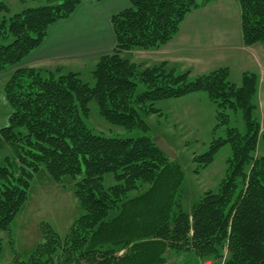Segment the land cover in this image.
Masks as SVG:
<instances>
[{"label":"trees","instance_id":"obj_1","mask_svg":"<svg viewBox=\"0 0 264 264\" xmlns=\"http://www.w3.org/2000/svg\"><path fill=\"white\" fill-rule=\"evenodd\" d=\"M82 1L45 0L11 14L0 0V12L6 13L0 16V72L20 64L44 42L50 26L70 18ZM210 1L129 0V7L111 18L116 46L96 63L93 85L62 67H21L11 74L4 90L12 112L0 129V147L20 150L15 168L0 166V231H11L42 170L58 184L75 179L83 209L65 236L44 223L43 241L15 264H166L169 252L216 264H264L258 75L244 73L238 86L228 68L193 76L165 62L146 67L124 55L159 49L189 12ZM238 1L245 45L264 47V0ZM197 92L208 94L216 127H227L228 135L214 139L194 160L206 168L226 143L232 154L218 188L185 211L178 200L183 169L156 145L146 117L161 112L160 100ZM92 101L108 122L144 134L124 138L94 132L86 124ZM108 174L115 183L106 187ZM145 185V191L129 197Z\"/></svg>","mask_w":264,"mask_h":264},{"label":"rangeland","instance_id":"obj_2","mask_svg":"<svg viewBox=\"0 0 264 264\" xmlns=\"http://www.w3.org/2000/svg\"><path fill=\"white\" fill-rule=\"evenodd\" d=\"M4 1L8 4L11 14L26 7L40 6L45 3V0ZM197 1L201 2L202 0ZM5 14L0 12V16ZM136 55L139 56L138 53ZM136 55H132L130 58L135 62L142 63L135 60ZM152 65L144 64L146 67ZM94 66L93 63H88L73 68L80 73L84 82L93 85L92 70ZM58 67L62 66L51 69L54 70ZM168 67L171 66L168 65ZM16 69L11 66L0 72V129L9 124L12 106L6 98L4 87ZM142 89H144V85L139 84V90ZM156 107L161 112L146 117V123L150 128V134L156 140L163 139L174 151L175 158L183 169L182 191L178 200H180L182 209L189 211L204 192L218 188L226 173L228 159L232 154L229 143L221 147L214 161L206 168L200 167L194 157L206 152L214 139L225 138L228 135L227 127H216V109L205 92L160 100L156 103ZM89 109L90 114L86 118V124L98 134L124 138H137L144 134L141 129L127 130L122 126L108 122L101 116L95 101L89 104ZM19 150L13 145H2L0 147V166L15 168L18 163ZM74 183L75 179L67 177L64 180V185L58 184L46 170H42L35 176L30 189V198L17 216L11 231H0V264H15L17 260H27L35 247L44 239L42 231L44 223L50 224L61 236L67 234L73 222L83 214V209L75 197ZM104 183L106 187L114 184L113 175H106ZM147 188L148 185H145L139 190L130 192L129 197H134ZM199 263L200 258L197 256L192 255L189 259L184 256L174 257L171 252L168 253L166 262V264Z\"/></svg>","mask_w":264,"mask_h":264},{"label":"crops","instance_id":"obj_3","mask_svg":"<svg viewBox=\"0 0 264 264\" xmlns=\"http://www.w3.org/2000/svg\"><path fill=\"white\" fill-rule=\"evenodd\" d=\"M129 5V0H83L70 18L52 24L44 42L13 68L62 66L78 72L73 67L96 65L101 56L111 53L116 46L112 16ZM241 16L238 0H211L189 12L174 38L159 49L132 50L124 55L138 53L135 60L139 62H165L180 71L191 70L193 76L228 68L230 80L238 86L244 73H256L264 134V47L261 43L245 45Z\"/></svg>","mask_w":264,"mask_h":264},{"label":"water","instance_id":"obj_4","mask_svg":"<svg viewBox=\"0 0 264 264\" xmlns=\"http://www.w3.org/2000/svg\"><path fill=\"white\" fill-rule=\"evenodd\" d=\"M155 143L161 150L167 153L172 159L175 158L174 151L166 144V142L163 139L156 140Z\"/></svg>","mask_w":264,"mask_h":264},{"label":"built area","instance_id":"obj_5","mask_svg":"<svg viewBox=\"0 0 264 264\" xmlns=\"http://www.w3.org/2000/svg\"><path fill=\"white\" fill-rule=\"evenodd\" d=\"M223 263H224V261H222L219 264H223ZM199 264H216V263L211 259H204V260H201Z\"/></svg>","mask_w":264,"mask_h":264}]
</instances>
